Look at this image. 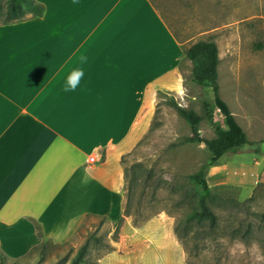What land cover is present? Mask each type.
Returning a JSON list of instances; mask_svg holds the SVG:
<instances>
[{"label":"crops","instance_id":"0c3cea01","mask_svg":"<svg viewBox=\"0 0 264 264\" xmlns=\"http://www.w3.org/2000/svg\"><path fill=\"white\" fill-rule=\"evenodd\" d=\"M35 1L40 17L0 25V252L70 243L86 216H106L123 224L98 264H185L165 217L134 227L123 215L120 162L148 133L158 92L181 94V44L152 0ZM81 55L86 75L66 93ZM261 179L258 161H224L213 177Z\"/></svg>","mask_w":264,"mask_h":264},{"label":"rangeland","instance_id":"374dc122","mask_svg":"<svg viewBox=\"0 0 264 264\" xmlns=\"http://www.w3.org/2000/svg\"><path fill=\"white\" fill-rule=\"evenodd\" d=\"M152 2L182 49L199 40L216 44L219 95L248 144L209 165L211 154L204 144L182 143L190 137V128L173 103L201 117L198 129L203 139L215 138L216 127L224 129L209 89L191 83V63L182 55L181 94L159 96L148 133L123 159L122 171L125 168V184L131 194L129 218L141 222L162 216L170 221L177 227L185 264H264V179L250 187L213 180L224 161H258L264 167V0ZM4 8L5 1L0 0V23ZM202 168L209 187L206 206L215 216L212 227L207 220H186L189 212L198 210L202 193L188 177ZM112 232L109 221L91 217L72 242L57 245L45 241L43 247L19 258L0 252V264H69L84 244L86 251L79 264H98L105 245L113 243Z\"/></svg>","mask_w":264,"mask_h":264},{"label":"trees","instance_id":"16d2710c","mask_svg":"<svg viewBox=\"0 0 264 264\" xmlns=\"http://www.w3.org/2000/svg\"><path fill=\"white\" fill-rule=\"evenodd\" d=\"M5 8L3 12V21L0 25L10 24L19 22L28 18L40 17L43 14L44 7L35 0H4ZM29 15V16H27ZM182 55L191 63V72H190V81L194 85L208 88L211 93V101L213 109H216L223 118L224 129L220 127L215 128V138L213 139H203L199 135L198 125L201 122V117L196 114L193 110H188L180 107L179 105L173 103L172 106L178 116L182 118L190 128V137L183 139L182 143H202L206 149L210 152V163L216 162L223 154L230 151H235L238 148L242 147L245 144H248L246 136L235 121L233 115L231 114L227 104L220 98L219 87L217 83V65H218V51L216 44L212 40H199L190 44L188 47L182 49ZM166 92H158L157 99L160 95L165 94ZM157 113V108L155 109V114L152 119H155ZM174 146V145H172ZM130 153L123 155L120 159L121 166L123 164V159L127 157ZM123 167V166H122ZM124 173V184H123V193H124V208L123 215L125 217H131V194L130 190L126 187L125 184V175L126 170L123 168ZM189 180L200 187L201 195L198 199V210L189 212L186 215V220H196L201 222L207 220L209 225L212 227L215 225V216L206 206V199L209 195V187L205 180V168H202L196 174L188 177ZM94 216H86L84 222L80 226L77 234L80 233L81 229L85 226L86 221ZM264 218V213L262 214ZM98 218L103 220H108L106 216H98ZM148 219L137 222L135 219H131L132 225L138 227L145 223ZM123 224V218H120L117 223L113 226L112 237L110 241L113 243L118 242L120 230ZM187 227H184L182 231L186 232ZM173 234L176 240H178L177 227L173 228ZM91 239L98 243L97 239L91 236ZM47 240L42 241L38 246L33 247L26 255L32 253L43 247ZM67 244V243H64ZM61 244V245H64ZM58 245V244H57ZM87 244H84L80 247L76 256L71 260L69 264H79V261L82 260L86 251ZM106 252L99 257L101 259L108 253H111L115 250V247L108 243L105 245Z\"/></svg>","mask_w":264,"mask_h":264},{"label":"clouds","instance_id":"9594fccd","mask_svg":"<svg viewBox=\"0 0 264 264\" xmlns=\"http://www.w3.org/2000/svg\"><path fill=\"white\" fill-rule=\"evenodd\" d=\"M79 63L81 66L73 68L69 73L67 74L63 91L64 92H74L81 86V81L84 79L86 75V70L83 65L87 63V57L85 55H81L79 57Z\"/></svg>","mask_w":264,"mask_h":264},{"label":"built area","instance_id":"2783aa9c","mask_svg":"<svg viewBox=\"0 0 264 264\" xmlns=\"http://www.w3.org/2000/svg\"><path fill=\"white\" fill-rule=\"evenodd\" d=\"M90 161L93 162V158H90Z\"/></svg>","mask_w":264,"mask_h":264}]
</instances>
